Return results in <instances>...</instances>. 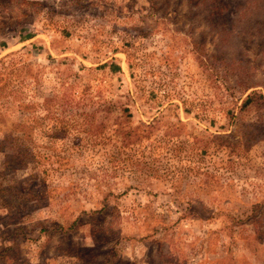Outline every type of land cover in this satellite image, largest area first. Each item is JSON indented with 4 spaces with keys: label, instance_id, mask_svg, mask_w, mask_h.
I'll list each match as a JSON object with an SVG mask.
<instances>
[{
    "label": "rangeland",
    "instance_id": "1",
    "mask_svg": "<svg viewBox=\"0 0 264 264\" xmlns=\"http://www.w3.org/2000/svg\"><path fill=\"white\" fill-rule=\"evenodd\" d=\"M0 264H264V0H0Z\"/></svg>",
    "mask_w": 264,
    "mask_h": 264
}]
</instances>
